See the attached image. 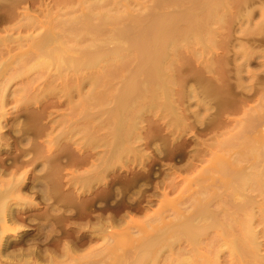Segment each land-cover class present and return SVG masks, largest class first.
Segmentation results:
<instances>
[{"label": "rangeland", "instance_id": "rangeland-1", "mask_svg": "<svg viewBox=\"0 0 264 264\" xmlns=\"http://www.w3.org/2000/svg\"><path fill=\"white\" fill-rule=\"evenodd\" d=\"M84 1L85 0L83 1L81 0H41V1L40 0H21V1L0 0V20H1L0 38L2 36L7 38L8 36L9 38H7V40L10 41V38H14V40H17L19 36L20 37L23 36L27 38L29 35L34 37L36 35H39L40 32L43 33L44 30L47 32L48 28L52 29L53 32L59 33L60 30H58V26L55 25L54 23L55 20L58 17H60L59 19H65L67 16H71V14L72 15L75 13L76 15L79 14V12L82 11L83 5L82 6L78 5V2L81 4V2ZM96 1L97 0H95L94 2ZM172 1L175 2L176 6L172 5L170 2L168 4L169 5L168 7V5L166 6V3L164 4L162 0H157V1L156 0H127V1L101 0V2L100 0H98L97 2H99L98 3L99 5L103 4V6H105L106 9L107 7L108 9L111 8L113 9L116 7L122 10L126 6L130 12V15H132L133 17H139V16L144 17L142 18V19L146 18L144 22L151 23L155 21L153 19L158 18V15L165 16L166 14L169 15V13L172 15L183 13V11L188 9L187 6L190 3L187 2L189 0L187 1L178 0V2L176 0H172ZM220 1L225 2V4L222 2V5L225 6H221V9H219V11L220 10L221 11L217 12V14L219 15L221 14L219 20L217 17L218 15H216L215 21L214 20L211 21L210 19L204 20L206 22V26L207 25L208 26L205 27L204 25L206 31L202 30L198 34L199 38L198 36L196 37V39L191 37L194 40L190 39L188 40V42H187V38L186 39L184 38L182 40L184 42L186 40L187 42L186 44L188 45L182 43L183 41L181 40L180 41L181 43L179 42L181 44L179 45V48L174 50V51L178 50L175 52L176 55L174 54L175 55L174 56L173 53L170 52L173 62L172 61L170 62L172 67L170 66L171 69V70L169 69L170 71H168L167 68L168 74L166 72L167 74L166 76H168V80H170L171 83H169L168 81L170 85L169 84L167 85V91H165V96L163 97L158 96L160 98L157 97L158 99H155L157 100L156 102L159 105L168 104L169 106H171L169 110L165 109L166 107L163 108L164 107L163 105L159 106L156 102L155 103L157 104V106L155 108L153 106H151L153 108L147 106L148 104L146 105L147 108L146 107L143 108V105L141 106V104L139 107L137 106V108L128 107L130 108L129 110H131V112L127 110L128 114H130L131 116L134 115L131 118L135 122L134 121L131 122H134V126L136 127V128L134 127V129L131 130L133 133L132 132L130 133V129L127 130V132L130 133V135L128 136L130 137L132 134L133 137V138L132 137L129 138L128 143L126 141V138L125 140L123 139L124 141V142L122 141L123 143L114 140L112 141V139H110L112 138L113 133L111 132L109 133V131L113 130V128H111L112 127L111 124L114 123L110 121L109 124V121H107L108 118L106 116L107 112L105 113V110L108 111V108L109 109L112 108L113 102L111 104L109 103L106 105L102 104L101 107L95 106L96 108H94L93 106V109H90L92 107L88 108L87 112L91 114V117L93 119L92 120L93 124L92 121L83 120L84 117L82 115L83 112L85 113L86 111V109L84 110V107H81L79 105H78L79 108L81 107L80 109L78 107H75L80 97H83V95L85 96L88 93L89 85L88 82H85L90 77L89 76L90 74L88 73H87L88 75L86 74L84 76L82 74L76 77L75 75L71 76L70 73L67 74L69 78L64 75L63 76L58 75L60 77L59 78L56 75L57 73L53 75L54 74L53 69L43 71L44 73L43 72L39 73L37 70H32L28 74L26 73L23 74L24 76L23 75L19 77L16 76V78L12 77L13 80H11L12 79L11 78L9 79V82L7 81L6 83H3L4 86H6L8 83L9 84L7 85L6 90L4 89V94L7 95H5L6 97L3 100L6 101L7 103L5 104V106H3L4 108L2 107L3 109L0 108V125H1L0 137H2V139L0 140V163H1L0 189H2L0 193L3 191L4 192L6 191L7 193L9 188L7 189L6 187L10 186V184H14L16 182L14 180L20 179V183L19 185H17L19 187L18 189L20 192L16 193L13 191L15 194L12 192L13 194L11 195L10 193L11 190H9L10 194L5 193V195L8 196L5 198V200L9 198V200L6 201L7 202L9 201L10 204L12 203L11 205H13V202L15 201L14 202L15 204L12 206L13 208L23 206V210L21 209L22 211H19L20 212L18 214L19 221L17 223L19 225L23 224V226H26L25 230L23 229L18 230V228L16 227L17 229L16 233L8 235V238L10 240L16 239L17 237L22 235H24L25 237H34V235L36 236V234L38 233L40 237V235L46 234L49 231V229L45 230L48 228L47 226H45L47 223H43L44 221L42 222L43 219L41 220V218L40 220L37 219L40 222L35 221L36 217L39 216V214H41L45 210L50 208L49 209L50 211L54 212L53 209H55V212L57 213L56 214L54 212L53 214V212H51L50 213L52 214L51 216L57 218V216H60L63 213L62 211L66 209V207L62 206L63 204L62 195L64 194V197L72 195V197L73 196L75 197V200L78 203V208H79L78 210L76 209L77 210L76 213H78V215H75L76 217L72 219L73 223L76 222L75 223L76 227L80 228L81 225L85 227L87 223L86 221L87 219H90V222L94 221L95 220L94 218L101 217V214H103L102 216L104 217V219L115 218L113 220L116 221L113 220L111 221L113 222L112 224L115 223L116 227L118 226L117 227L118 229L114 227L115 229L113 228L112 233L115 234H113L114 236L110 235L114 238V240L113 238L111 239V237L109 236L110 233H108L109 232L108 230L110 228H107V231H105L102 234H100L101 232L100 233L95 232L93 234L94 238L92 243H94L93 244L94 246L92 245V243L90 246L81 245L79 251V253H81L82 251L83 253H86L89 249L90 250L93 249L94 256H96L97 259L100 258L99 256H102L105 259L104 256H106L105 259L106 262L108 264L109 263L112 264L111 262L114 261V258L117 259L118 257H120L121 254L125 252L124 250H129L126 248L133 247L132 244H135L137 242V239L145 236V234L142 233H147L146 231H148L149 233L151 232L150 224L146 225V227L144 226V229L137 227L138 224L137 225L135 224L136 227H132V228L131 226L128 227L129 225L126 226L127 219L129 217L130 218L133 217L132 221L134 220L133 222L135 223L146 224L147 221H149L152 226L158 225L159 215L166 217H173V215L175 214L174 212L176 211L174 207L183 210L184 208H186V206H188L189 203H193L194 199L197 198L202 199L204 196H206V199L207 198L211 199L214 196L213 195L209 196L207 194L210 191L213 193L215 192L216 194L223 192L222 195L226 193L224 196L226 197L227 193L229 192V189H227L226 187L229 188L234 184V183L231 184L232 183L231 178L233 173H235L236 170H238L237 173H239L240 171L239 169H241L242 171V167L247 168V169L243 168L245 172L248 169H250L249 171L253 169L250 168L253 164V163L250 164V161L253 160L252 159L253 154L250 153L257 154L258 151L259 154V152H261V149H264V144H263L264 143V61H263L264 60V55H263L264 54V0H220ZM156 2L159 3L162 2V3L160 4L157 3L158 4L157 6ZM115 4H117V6L114 7L113 5ZM160 6H162V8ZM175 7H177L178 10ZM171 8H173V10ZM149 9L153 12L151 14H153L154 16L150 14L151 11ZM200 10L199 11L196 10L197 11L196 13L199 14V17H201L204 13L202 12L203 9ZM13 12L15 13L14 15ZM57 13L59 15L58 17H57ZM63 14L65 16H63ZM23 16L28 21L29 19L27 17L30 16V22L34 23L33 26L38 25V27L36 26V28L27 29L28 31L26 30V32L24 31L25 29L23 30L13 29L16 25L19 26L30 25L26 19L25 20L28 23L24 20ZM148 16L150 19H152L153 17L155 18H153L152 21L148 19ZM31 19L33 21H31ZM213 21L215 22V24ZM132 26L135 25H130V27ZM136 27L137 26H135V28ZM9 28H11L12 30H10ZM135 28L133 27L131 29L132 30L131 32L133 34L135 33L136 30ZM59 29L61 28L59 27ZM107 30H104V32H106ZM6 38L4 39L1 38L2 40H4L3 43H5ZM29 40L27 39L26 41H23V43H20V48L19 45H17L18 46L17 48L15 44L16 48L15 49L13 48L14 49V51L12 50L13 52L11 51V54L14 55V58L11 59V62H9L10 60H7L6 62L9 63L5 64L6 67L4 66V68H7L8 70L6 69L5 71L6 73L1 70L2 72L0 73L2 74L12 73L13 75L15 74L17 75L16 71L20 67L18 68V65L16 66L14 65L16 62L18 64L22 63V61H20V59L21 60L23 59L21 54H23L26 51L27 53L34 52L31 51L33 49L32 41ZM8 42L6 44L7 46L9 45ZM10 42H13L14 44L15 41L12 40ZM15 43H17V41ZM100 44L102 43L100 42ZM100 44L98 42L99 46H101ZM112 47H114L113 44L108 45V48H112ZM30 48L32 49L30 50ZM94 48L96 49V47ZM5 51L6 50L0 52L1 53L4 52L5 54L6 53ZM101 51L103 53L102 52L99 53L100 54L99 56H102L104 54L102 48ZM1 53H0V57L1 56L3 57L4 54L1 55ZM6 54L3 57V59H1L2 61L4 60L3 62H5L6 60L5 59V57H7ZM32 57L33 56H31V60L30 58L27 57L28 58L27 60L25 59L24 56L23 62L25 60L28 63H30L33 59ZM1 60L0 62L2 63ZM131 62L135 64L134 60L130 61V63ZM25 64L26 63H22L21 67ZM130 65H132V63ZM9 67L12 68L10 72H8L10 69ZM124 72L123 75L128 73V72L127 73ZM235 73H238L240 77L239 75L237 76V74ZM37 75H38L37 78L39 77L41 78L35 79V81H33ZM257 75L259 78L257 77ZM53 76L54 77L57 76L59 79L57 77L53 79L54 78ZM63 77L65 78L62 79ZM81 77L83 80L81 79ZM85 77H87V79H85ZM122 78L119 79L122 80ZM29 79L32 81L30 82ZM0 80H3V76L1 75H0ZM120 80L119 81L118 79L115 81L113 80L115 86L113 84V88L111 87L112 90L110 91H112L111 92L112 94L114 93L113 89L115 90L116 88L119 87L120 83L117 84V82H120ZM193 89L198 91L200 95L194 90L196 92L195 94ZM192 91L194 92V94H192L193 93ZM1 93L2 92H0V94ZM142 94L144 95L145 93ZM188 95L189 97H187ZM192 95L196 98H194ZM201 98L203 100L200 102ZM110 99L111 98H109V100ZM146 100L147 102L145 101V104L149 103V99L147 98ZM148 107L149 109L151 108L152 110L150 109L149 111ZM199 110L200 112L198 113ZM91 112L94 113L93 114L94 116L92 115ZM103 112L105 113V115ZM98 115L100 117L102 116V118H99ZM251 116H254L252 117L253 119L251 118ZM249 117L251 118V120L249 119ZM257 117H259V119ZM97 118L99 120L104 119L103 121L106 120L108 123L100 120L102 122H100L99 124ZM255 118H257L258 120L256 119V121L254 122ZM183 120H185V122ZM246 120H250L251 124L249 123V121ZM107 124L109 126L111 125V127H109ZM248 124L249 126H246ZM250 125L251 126L254 125V126H252V128H248L250 127ZM20 129H23L22 131H24L23 133L20 131L22 134L19 131H17ZM37 129L39 130V132ZM125 129H128V125L127 128ZM83 132L85 133V135ZM239 132H240V136L234 137V135L237 133L239 134ZM227 138L228 139L230 138V143L226 140ZM106 139L107 141L110 140L109 143L105 141ZM223 140H226V142H228L229 145L224 143ZM88 141L91 143H89ZM221 141H223L224 144L221 143ZM215 142L216 144L217 143L218 144L215 145ZM211 144L215 146H211ZM110 145L112 147H110ZM142 152H144L145 154ZM249 156H252L251 160H249L250 159ZM32 159L34 160L31 161ZM200 161L202 162V164ZM189 164L190 167L188 168ZM44 166L47 168H45ZM259 167H260L259 169H261V166ZM187 169H189L190 171ZM6 172L9 173L6 174ZM222 172L225 173L224 176L222 175L221 177V174H223ZM228 173L231 176V178L229 177V175L227 176ZM15 175H17V177ZM14 176L16 177V179H14ZM6 177H8V179ZM223 177H226L228 179L227 180L226 178H224L226 179L227 183L224 182L225 180L223 179ZM1 178L3 179L5 178L4 179L5 181ZM229 178L231 181L229 180ZM172 179L174 180L172 181ZM7 182L10 184H7ZM4 184L5 186H3ZM169 184L170 186L173 185L172 186L173 189L171 190V192H168L165 197L166 200L167 199L168 200L164 201V198L160 197L158 194V191L161 189L159 187L161 186L162 188L163 187L166 188L167 186H169ZM224 184L226 185L225 187L226 189H224L225 186ZM177 185H178V189H177ZM205 191L207 192L205 193ZM251 193H249L250 195L248 196L252 197L255 203H257V205H255L253 210L254 211L253 213H255L254 216L255 219L253 222L254 224H252V229L257 234L256 248L258 249L256 251H257V256L259 257L260 255V257L258 258L259 260L255 259L256 261L255 260L254 261L255 264H261L262 262L264 263V197L259 196L258 193L256 192L252 194ZM25 194H26V198L24 196ZM18 195L21 196L20 198L22 199H20L19 197H18L19 199H16ZM13 197L15 198L12 199ZM30 198L32 200H30ZM175 200L177 203L176 202L174 203ZM28 201L30 202L29 205L27 203ZM145 202L149 205H147ZM79 203H81V205ZM128 203L131 204L129 205ZM30 204L31 205L38 204L39 206L36 205L35 207L38 206L36 209L34 206L30 207ZM26 206L27 208H25ZM157 206L162 207V209L160 208L162 210V211L160 210L162 213L159 211V207ZM156 208L157 210H155ZM156 211H157L156 219L154 218L155 220L153 221L154 222L153 223L149 217L153 216L152 215L153 212ZM67 212L65 214H67ZM128 212L129 214H127ZM77 216H79V219L77 218ZM30 218L34 219L33 221L35 223ZM27 220H31V221H27ZM143 220L145 222H143ZM77 222L78 224L82 222L84 223V225L81 223V225L78 226ZM124 222L126 225L123 224ZM67 224L65 223L63 225L66 227L57 226V224L54 225L52 230L55 231L52 232L55 233L51 235L56 237L57 234L58 235L61 234V231L63 232V229L65 232L68 229ZM112 224H110V226H112ZM122 224L124 226H122ZM135 225L133 224V226ZM82 226L81 228H83ZM138 228H140V232L137 231ZM80 229L79 231H81ZM126 229L129 231H127ZM42 230L44 231V233ZM67 231L70 234L69 232L70 230L68 229ZM103 237L107 239L105 240L103 239ZM108 237H110L109 238L110 240L108 239ZM51 245L52 244H50V246ZM17 247L18 246L15 247L10 246L8 247L6 252L12 253L13 251H15V249H17ZM103 248L104 250H102ZM215 248L217 249V247ZM215 248L213 247L209 248V246H207V248L204 249L203 252L204 253L206 252V255L211 257L213 256L212 255L213 251L216 250ZM222 248L221 250L217 249L219 250L218 252L219 258L217 259L219 263L218 262H213V263L249 264L248 262L245 263L244 259H241L243 260V262L240 261L241 263H239L238 261L240 260V258L238 260V257L235 256L237 255L236 254L237 252L231 254L230 252L231 248L230 249L227 247H224L223 249ZM105 253L106 254L108 253V256ZM233 256H235V258L237 259H235ZM93 258L91 257V259ZM101 258L100 260L98 259L100 262L97 264H101V260L103 263V259ZM233 259L236 261H234ZM92 261L93 262L95 261L94 263L96 264L95 258ZM88 262H90V260ZM106 262L104 261L103 264H107ZM209 262L206 263L205 261L202 263L209 264ZM251 263L254 262L252 261ZM91 264L93 263L91 262ZM158 264L161 263L159 262Z\"/></svg>", "mask_w": 264, "mask_h": 264}, {"label": "bare ground", "instance_id": "bare-ground-1", "mask_svg": "<svg viewBox=\"0 0 264 264\" xmlns=\"http://www.w3.org/2000/svg\"><path fill=\"white\" fill-rule=\"evenodd\" d=\"M3 1H5V0H3ZM81 1H83V0H81ZM94 1L95 0H89V1L85 0L84 2H81V4L78 2V5H81V6L83 5L82 11L79 12V14H77V15H76V13L73 14V15L71 14V16H67L66 15L67 17L65 19H59L60 17H58L59 15L57 13V17L58 18L55 20L54 23H55L56 26H58V30H60L59 33L53 32L52 29L48 28L49 31H48V29H47V32L44 30L43 33L40 32L39 35H36L34 37L33 36H29V35H28L27 38L23 37V36L22 37L19 36L17 38V40H14V38H10V41H12V40L15 41V42L17 41V43L14 42V44H13V42H10L9 40H7V38H9L8 36H7V38L4 37V36L1 37L2 39L6 38L7 41L5 40V43H3L4 40H2L0 38V41H1L2 44L6 45L7 42L9 41L13 45L12 46L9 42H8V44H9L8 46L7 45L6 46L2 45L0 43V48H1L0 51L6 50L5 52L7 53V54L5 53L7 55V57H5V59H6L5 62L7 60H10L9 62H11V59L14 58V55L11 54V51L12 50L14 51V49L16 48L17 45H19V48H20V43H23V41H26L27 39L28 40L30 39L29 41H32L33 49L30 48V50L32 49L31 51H34V52H29V53H27V51H26V52L23 53L24 55L21 54L23 59H24V56H25V59H27V60H28V58H30V60H31V56H33L32 57L33 59H32V61L30 63H28L25 60L23 62V59L22 60L20 59V61H22V63H26L25 65H23L24 67L23 66L21 67L22 63L21 64L19 63L20 64L19 65L16 62L14 66L18 65V68L20 67L19 69H22V70H19V69L17 70L16 69L17 70L16 71L17 75L16 74L13 75L12 73L11 74H9V73L5 74L6 73L5 71H6L7 68H4V66H5V64H7L9 62L5 63V62H3L4 60L3 61L1 60V59H3L5 54H4V52L3 53L0 52L1 55L4 54L3 57L2 56L0 57V60L2 61V63L0 62V72H2V71L5 72L3 74L0 73V75L3 76V80H0V82L2 81L0 83V92H2L0 94V108L5 106V104L7 103L3 99L6 97L5 95H7V94H4V89L6 90L7 85L9 83L6 86H4L3 83H6L7 81L9 82V79H11L12 77L16 78V76L19 77V76H22L25 73L28 74L32 70H37L39 73H41V72L49 70V69H53V71H54L53 75H55L57 73L56 74L57 76L58 75L59 76H63V75L67 76V74L71 73L70 74L71 76L75 75V77H76V76H79V75H82V74L85 76L88 73V74H90L89 75L90 77H89L88 80L85 81V82H88V85H89L88 93L85 96L83 95V97H80V99L78 98L79 100H78V102H77L75 107H78V108H79V106L84 107V110L86 109V111H85V113L83 112V115H82L84 117L83 120L92 121L93 119L91 117V114L89 112H87L88 108L92 107L90 109H93V106H94V108H96L97 106L101 107L102 104L106 105V104H109V103L111 104L113 102L112 103L113 104L112 108H110L111 110L109 108H108V111L105 110V113L107 112L106 116L108 118L107 121H109V124H110V121L112 123H114V124H111L112 127H111V125L109 126L107 124L109 127L113 128V130L111 129L113 132L109 131V133L110 132L113 133L112 138H110V139H112V141L114 140V141L123 143L124 142L123 139L125 140V138H126V141L128 143V140H129L130 137H132V134H131L130 137L128 135H130V133L132 132L131 130H133L134 127H135L134 126V122L135 121L132 120V118H131L134 115L131 116L130 114H128L127 110L130 109L128 107L137 108V106L139 107L140 104H141V106L143 105V108H145L147 104H148L147 106H150V107L153 106L154 108L157 106L158 103L156 102L157 100H155V99L160 98L158 96H162V97L165 96V91H167V85L169 83H171L170 80H168V76H166L168 74L167 68H168V71L171 70L170 69V66H171L170 62L172 61V56H171L170 52L173 53V55H174L175 52L178 51V50H176V51H174V50L179 48V45H181L180 41L182 39H184V38L186 39L187 38V42H188V40L192 39L191 37L196 39V37L198 36V34L202 30L206 31L205 27H207L208 25L206 26V22L204 20L210 19L211 21L212 20L215 21L216 15H218L217 17H218V20H219L221 14L219 15V14H217V12L219 11V9H221V6H225V5H222L223 1L221 2L220 0H189V1L186 0L188 3L189 2L190 3L187 6L188 9L183 11V13H179L177 15L176 14L172 15V14L169 13V15L166 14L165 16L164 15H160V16L158 15V18H155V17H153L155 19L152 18L155 21L150 19L149 16H148V19L152 20L153 22L146 23V22H144L146 20V18L142 19L144 17H141V16L133 17L132 15H130V12H129V10H128V8L126 6L122 10H120V9L115 7V6H117V4H115V5H113L115 8L108 9V7H107V9H106V7L103 6V4H102L103 2L101 3L102 5H99L98 4L99 2H97L98 0L96 1L97 3L94 2ZM176 1L178 2V0H176ZM100 2H101V0H100ZM162 2L164 4L166 3V6L170 2H171L172 5H175V2L172 1V0L171 1L170 0H162ZM162 2H160V3H162ZM157 3L160 4L159 2H156L157 6H158ZM223 3L225 4V2H223ZM101 6H103V7H101ZM183 6H185V5H183ZM160 7L162 8V6H160ZM168 7H169V5H168ZM177 7H178V5H177ZM177 7H175V8L177 9ZM144 8H146V7H144ZM182 8H184V7H182ZM39 9H40V6H39ZM171 9L173 10V8H171ZM200 9H203L202 12H204L202 16H201V13H200L201 17H199V14L196 13L197 12L196 10L199 11ZM143 12H145V11H143ZM151 13H153V12L151 11L150 14ZM160 13H161V11H160ZM14 14L15 13L13 12V15ZM54 14H55V12H54ZM155 14H157V13H155ZM151 15L154 16L153 14H151ZM63 16H65V15L63 14ZM11 17H13V16H11ZM20 18H22V17H20ZM27 18L29 19V21L25 17H24V20L26 19L29 22L30 25H20V26L16 25L13 29H15V30H17V29H21V30L25 29L24 31L26 32L27 29L36 28V26L38 27V25H36V26L34 25L35 26L34 27L33 26L34 23L30 22V16L27 17ZM14 19H15V17H14ZM31 21H33V20L31 19ZM35 21H36V19H35ZM211 23H210V25H211ZM36 24H38V23H36ZM214 24H215V22H214ZM130 25H135L137 27L136 28H135V26L130 27ZM204 25H205V27H204ZM8 26H10V25H8ZM109 26H110V28H109ZM53 27H55V26H53ZM59 27L61 29H59ZM133 27L136 29L134 34L131 32L132 31L131 29ZM9 29L12 30L11 28H9ZM58 30H56V31H58ZM104 30H107V31L104 32ZM207 30H208V28H207ZM186 35L188 37L189 36L190 37L188 38ZM198 38H199V36H198ZM18 39H19V41H18ZM194 39H192V40H194ZM82 40H84V41H82ZM199 41H197V42H199ZM98 42H99V44L101 42L102 44H100V45L101 46L104 45V46H102V47L99 46ZM187 42L185 40V42L183 41L182 43H185V45H188V44H186ZM15 44H16V46H15ZM110 44H113L114 47L108 48V45H110ZM97 45H98V48H97ZM9 46H11L12 48L9 47ZM182 46H183V44H182ZM94 47H96V49ZM17 48H18V46H17ZM101 48L103 49L104 54L102 56H99L100 55L99 53L102 52ZM99 50H100V52H99ZM259 57H261V56H259ZM133 60H134L135 64H133V62H131L132 65H130L131 64L130 61H133ZM11 65H9V66H11ZM235 65H237V64H235ZM240 67H241V65H240ZM9 68L10 69H9L8 72H10L11 69H12L11 67H9ZM13 72H14V70H13ZM123 72L124 73L128 72L127 73L128 75L127 74L123 75ZM166 72H167V74H166ZM235 74H237V76L239 75L238 73H235ZM38 75L36 76V78H34L33 81H35V79H40L41 78V77L37 78ZM57 76H55V77L53 76L54 78L53 77L52 78L55 79ZM121 76L122 77L125 76V77L122 78ZM48 77H50V76H48ZM239 77H240V75H239ZM239 77H238V79H239ZM250 77H252V76H250ZM257 77H258V75H257ZM64 78L65 77H63L62 79H64ZM119 78L120 79L122 78V80H120ZM255 78H256V76H255ZM81 79H82V77H81ZM85 79H87V77H85ZM117 79H118V81L120 80V82H117V84L120 83V85H119L118 88L115 89L116 91L113 89L114 93L112 94L111 93L112 91H110V90H112L113 84L115 86V83H113V80L115 81ZM11 80H13V78ZM31 81L32 80H30V82ZM63 81H65V80H63ZM67 81H68V79H67ZM168 81H169V83H168ZM24 83H25V81H24ZM23 85H25V84H23ZM75 87H76V85H75ZM171 87H173V86H171ZM71 88H72V86H71ZM194 90L195 89H193V91ZM194 92L192 94H194ZM196 92L198 93V91H196ZM196 92H195V94H196ZM142 93H145V94L143 95ZM35 94H36V92H35ZM246 94H249V93H246ZM187 97H189V95ZM109 98H111V99L109 100ZM147 98L149 99V103L145 104V101L147 102V100H146ZM194 98H196V97H194ZM202 98H201L200 102L203 100ZM187 99H189V98H187ZM29 100H31V99H29ZM108 100H109V102H108ZM158 102H159V100H158ZM71 103H72V101H71ZM206 104H207V102H206ZM162 105L164 106L163 108L166 107L165 109H168V110L171 107L168 104H165L166 106L164 104H162ZM162 105H159V106H162ZM153 107H151V108H153ZM206 107H208V106H206ZM148 109H149V107H148ZM150 109H149V111H150ZM82 110H83V108H82ZM129 111L131 112V110H129ZM195 111H196V109H195ZM205 111H206V109H205ZM167 112H170V111H167ZM199 112H200V110L198 111V113ZM105 113H104V115H105ZM93 114L94 113H92V115ZM132 114H133V112H132ZM1 115H3V114H1ZM252 117H254V116H251V118ZM93 118H96V117H93ZM99 118H102V116L101 117L99 116ZM251 118L249 117L250 120H251ZM257 118L259 119V117H257ZM257 118H255L254 122L256 121ZM100 120H102V119H100ZM100 120L98 119L99 124L104 119L102 121H100ZM185 120H183V121L185 122ZM250 120H246V121H249V123L251 124ZM107 121L105 120L103 122H107ZM129 121H130V123H129ZM131 121H134V122H131ZM94 122H96V121H94ZM254 122H252V123H254ZM174 123H175V121H174ZM178 123H179V120H178ZM92 124H93V121H92ZM127 125H128V129H125V128H127ZM246 126H249V124L246 125ZM252 126H254V125H252ZM252 126L250 125V127H248V128H252ZM129 129H130V133L127 132V130H129ZM0 130H1V127H0ZM22 130L23 129H20V130H17V131H19V132L21 131L23 133L24 131H22ZM108 130H110V129H108ZM174 130H176V129H174ZM25 132H26V130H25ZM27 132H28V129H27ZM38 132H39V130H38ZM240 132H242V131H240ZM240 132H239V134L237 133L238 135L235 134L234 137L235 136L236 137L240 136ZM0 135H1V133H0ZM84 135H85V133H84ZM1 139H2V137H0V140ZM28 139H29V136H28ZM134 140H135V138H134ZM226 140L230 143V138L229 139L227 138ZM226 140H223L224 143L229 145V143L226 142ZM90 141H92V140H90ZM105 141H107V139ZM109 141H107V142L109 143ZM223 141H221V143H223ZM89 143H91V142H89ZM213 144H211V146H215L218 143L216 144V142H215V145H213ZM218 146H220V145H218ZM110 147H112V146L110 145ZM116 147H117V145H116ZM141 147H143V146H141ZM118 151H119V149H118ZM142 151H144V150H142ZM138 153H139V151H138ZM142 153H144V152H142ZM250 154H253L252 155L253 157L249 156L250 157L249 160H251V157L253 159V160L250 161V164L253 163L252 166L250 167L251 169L253 168L251 171H249L250 169H248L245 172V170H243V168H246V167H242V171H241V169H239L241 172L239 171V173H237L238 170H236V172L233 173V175L231 174L232 178L229 175L230 172L227 174V176L229 175V177L232 179V181H231L230 178H229V180L232 182L231 184H233V183L234 184L231 187H229V188L226 187V185L224 184L225 185L224 189H226V188L229 189V192L227 193L226 197H224L226 193H224L222 195L223 192L219 193V194L218 193L216 194L214 192L216 194L215 195L213 192L210 191L207 194L209 196L213 195L214 196L213 198H211V199L207 198L206 199V196H204L205 198L203 197L202 199H200V198L194 199L193 203H189L188 206H186V208H184L183 210H180V208L177 209L176 207H174L176 209V211L174 212L175 214L173 213L174 214L173 217H166V216L159 215L158 216L159 217V219H158V221H159L158 223L159 224L155 225V226H152L149 221H147L146 224L135 223V222H133L134 220L132 221L133 217H131V218L129 217L130 219L129 218L127 219V223H126L127 225L125 224L126 221L123 224H125L126 226L129 225L128 227L131 226V228L132 227H136V225L138 224L139 226L137 225V227H140L141 229H144V226L146 227V225L150 224V231L152 233L151 232L149 233L148 231H146L147 233H142V234H145V236L140 237L139 239H137V242L135 241L136 243L132 244L133 247L126 248V249H129V250H124L123 249L125 252H123V253L121 252L122 253L121 256L118 257V258L116 257L117 259L114 258V261L115 260L116 261L115 262L112 261L111 263L112 264H158L160 262L162 264V262H163V264H204L202 262L206 261V263H207V262L211 261V262H209V264L210 263L212 264L213 262H218L217 259L219 258L218 257L219 250H217V249L221 250L222 247L223 248L227 247L229 249L231 248L230 249L231 250L230 251L231 254L232 253L234 254V253L237 252L236 253L237 255H235V256L238 257V260L240 258V260L238 261L239 263H241L240 261L243 262V260H241V259H244L245 263L248 262L249 264H255V261L259 260L258 258L260 257V255H259V257L257 256V251H256L258 249V248H256V245H257V243H256L257 242L256 241L257 234L252 229V224H254L253 222H254V219H255V217H254L255 213H253L254 212L253 210H254L255 205H257V203H255L253 198L249 197L248 195H250L249 193H251V192L252 193L256 192V193H258L259 196L264 197V149H261V152H259V154H258V151H257V154H254V153H250ZM33 158H35V157H33ZM141 158H142V156H141ZM33 160L34 159H32L31 161H33ZM238 160H239V158H238ZM47 162H48V160H47ZM187 163H189V162H187ZM201 164H202V162H201ZM19 166H21V165H19ZM192 166H194V165H192ZM256 166H258V167H256ZM259 166H261V169H259L260 168ZM189 167H190V164H189L188 168ZM45 168H47V167H45ZM187 170H189V169H187ZM221 171H220V173H221ZM85 172H87V171H85ZM8 173L6 172V174H8ZM11 173H12V171H11ZM222 173L223 174H221V177H222V175L224 176L225 172H222ZM180 174H181V172H180ZM200 174H201V172H200ZM234 174H236V175H234ZM17 175H20V174H17ZM17 175H15V176L17 177ZM75 175H77V174H75ZM174 175H175V173H174ZM15 176H14V179H16ZM225 176H226V174H225ZM6 178L8 179V177H6ZM20 178H22V177H20ZM224 178H226V177H223V179ZM1 179H3V178H1ZM7 179H6V181H7ZM198 179H200V178H198ZM226 179H224L225 180L224 182H226ZM173 180L174 179H172V181ZM14 181H16L14 184H10V183L7 182V184H10V186L6 187L7 189L9 188L7 193H9V190H11L10 191L11 195L14 192H16V193L20 192L19 189H18L19 187L17 186L20 183V179L19 180L17 179V180H14ZM230 181H228V182H230ZM10 182H13V181H10ZM177 182H178V180H177ZM170 184L167 187L165 186L166 188H164V187L162 188L161 186L159 187L161 189L158 191V194H159L160 197L164 198V201L166 200L165 197H166L167 193L171 192V190L173 189L172 188L173 185L170 186ZM165 185H167V184H165ZM3 186H5V184ZM163 186H164V184H163ZM227 186H228V184H227ZM159 188H157V189H159ZM177 189H178V185H177ZM1 190L2 189H0V191ZM34 191H36V190H34ZM206 192L207 191H205V193ZM5 193H6V191L5 192L3 191V192L0 193V264H82V262H83V264L84 263H86V264L90 263L91 264V262L93 264H95L94 263L95 261L94 262L92 261L94 258H95L96 264H97V263L100 262L99 260H100V258L102 256H99L100 258H98L99 259L98 260L96 258V256H94L93 249L90 250L89 248H88L89 250L86 253H83L82 250H81L82 252L79 253L81 245L82 246L83 245H85V246L89 245L90 246L92 241H93V238H94L93 234L95 232H97V233L101 232L100 234H102L105 231H107V228H110L108 230L109 231L108 233H110L109 234V236H110V235L115 234V233H112L114 227L116 229H118L117 228L118 226L116 227L115 223L112 224L113 222L111 221V220H113L115 218H111V219L107 218L108 219L107 220V219H104V217L102 216L103 214H101V217H99V218H94L95 220L91 221V222H90V219H87L86 220L87 223H86L85 227H83L81 225L82 222L79 223V224L77 222L78 226L81 225L84 229L81 228V226H80L81 229L79 227H76L75 226L76 222L73 223L72 219H74L76 217L75 215H78V213H76V211L79 209L78 208V203L76 202L74 196H73L74 197V199H73L72 195H69L67 193L69 196H65V197H64V194L63 195L61 194L63 196V200H62L63 204H62V206L66 207V209H64V211H62L63 212L62 214L60 213L61 214L60 216H57V218L56 217L55 218L52 217L51 216L52 214H50V213L53 212V211H50L49 210L50 208H49L47 210L44 209L45 211L42 212L41 214H39V216L36 217L35 221H39L40 218H41V220L43 219L42 222L44 221L43 223H47L45 226H47L48 228L47 229L44 228V229L45 230L49 229V231L46 234L40 235V237H39L38 233L37 234L35 233L36 236L34 235V237H25L24 235H22V236L17 237L16 239L10 240L8 238V235L9 234H15L16 230H17L16 227L18 228V230L19 229L20 230H22V229L25 230L26 226H23V224L19 225L17 223L19 221V217H18V214L20 213L19 211L23 210V206L22 207L19 206L20 208L19 207L13 208L12 206L15 204L14 203L15 201L13 202V205H11L12 203L10 204L9 201L7 202L6 200H9V198L5 200V198L8 197L7 195H5ZM72 193H73V191H72ZM77 193H79V192H77ZM29 195H31V194H29ZM65 195H66V193H65ZM24 196L26 198V194ZM18 197L20 198L21 196L18 195L16 197V199H19ZM92 197H93V195H92ZM14 198L15 197H13L12 199H14ZM20 199H22V198H20ZM203 199H206V200H203ZM30 200H32V199L30 198ZM175 202H176V200L174 201V203ZM27 203L29 205L30 202L28 201ZM31 204H30V207L31 206L35 207L36 205H38V204H35V205L34 204L31 205ZM79 204L81 205V203H79ZM133 204H135V203H133ZM147 205H149V204H147ZM184 205H185V203H184ZM175 206H177V205H175ZM37 207H35V208L37 209ZM157 207H159V211L162 209V207H160V206H157ZM25 208H27V206ZM51 208H52V206H51ZM53 210L55 212V209H53ZM155 210H157V208ZM54 212H53V214H54ZM66 212H67V214H65ZM127 214H129V212ZM156 214H157V211L153 212V214H152L153 216L149 217L150 220H152V222L156 219ZM164 215H165V212H164ZM24 216H25V214H24ZM79 216H77L78 219H79ZM107 217H109V216H107ZM143 217H145V216H143ZM37 219H39V220H37ZM31 220L33 221L34 219H31ZM31 220H27V221H31ZM113 221H116V220H113ZM143 222H145V221L143 220ZM65 223L66 224L68 223L67 225H68V229L70 230L69 231L70 234L68 233V231H67L68 229L66 228L67 230L65 232H64V229H63V232L61 231V234L60 235L57 234L58 236L56 235V237L51 235V234L55 233V232L54 233L52 232V231H55V230H52L54 225L57 224V226H63ZM120 223H122V222H120ZM129 223L130 224L132 223V224L130 225ZM82 224L84 225V223H82ZM110 224H112V226H110ZM123 224H122V226H124ZM133 224L134 225L136 224V225L133 226ZM43 226H44V224H43ZM119 226H121V225H119ZM63 227H66V226H63ZM253 227H255V226H253ZM140 228H138L137 231L140 232ZM236 228H238L239 230L236 229ZM79 229L81 231H79ZM123 230H125V229H123ZM127 231H129V230H127ZM43 233H44V231H43ZM110 237H111V239L113 238L112 236H110ZM110 237H108V239ZM103 239L106 240L107 238L103 237ZM103 239H101V240H103ZM113 240H114V238H113ZM82 241H84V242H82ZM108 243H110V242H108ZM50 244H52V245L50 246ZM93 244L94 243H92V245ZM132 245H129V246H132ZM134 245H135V248H134ZM10 246L11 247L12 246H14V247L18 246V247L12 253H7L6 251H7L8 247H10ZM207 246H209V248L210 247H213V248L217 247V249L215 248L216 250H214L213 253H212V255L214 257L213 256L209 257L208 255H206V252L205 253L203 252L204 249L207 248ZM260 246H262V245H260ZM260 246H257V247H260ZM106 247H108V246H106ZM96 249H98V248H96ZM102 250H104V248ZM106 250H107V248H106ZM91 251H92L93 254L91 253ZM214 252H216V253H214ZM95 253H96V251H95ZM96 255H97V253H96ZM106 255L108 256V253ZM93 256H94V258H93ZM235 256H233V257L235 258ZM91 257L93 259H91ZM104 257L106 259V256H104ZM101 259H103V263H104V261L106 262V260L103 257ZM235 259H237V258H235ZM89 260H90V262H88ZM234 261H236V260H234ZM252 261L254 263H251ZM231 262H232V260H231ZM238 262H236V263H238ZM103 263H102V260H101V264H103ZM213 264H215V263H213Z\"/></svg>", "mask_w": 264, "mask_h": 264}]
</instances>
